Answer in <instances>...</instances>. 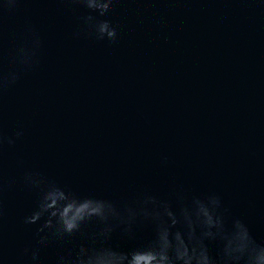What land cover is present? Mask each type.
I'll use <instances>...</instances> for the list:
<instances>
[{
	"label": "water",
	"instance_id": "obj_1",
	"mask_svg": "<svg viewBox=\"0 0 264 264\" xmlns=\"http://www.w3.org/2000/svg\"><path fill=\"white\" fill-rule=\"evenodd\" d=\"M86 14L68 0H24L3 22L5 70L28 24L42 46L0 99L5 136L23 131L3 147L0 264H19L39 226L22 222L36 199L26 170L115 199L216 192L264 241V0H119L104 17L115 43L77 36ZM152 234L150 224L132 239L117 230L110 243L129 250Z\"/></svg>",
	"mask_w": 264,
	"mask_h": 264
},
{
	"label": "clouds",
	"instance_id": "obj_2",
	"mask_svg": "<svg viewBox=\"0 0 264 264\" xmlns=\"http://www.w3.org/2000/svg\"><path fill=\"white\" fill-rule=\"evenodd\" d=\"M23 2L0 0V99L22 73L39 63L42 41L35 27L28 24L30 39L21 42L11 55L9 63L14 67L4 68L3 22L18 13ZM68 2L87 10L79 18L83 27L77 36L83 32L97 41H117V27L104 17L119 0ZM22 136V130L5 136L0 123V261L6 260L3 147L5 143L14 145ZM161 162L166 165L168 157H162ZM21 179L36 196L32 211L22 222L39 226L34 242L23 249L19 264H45L43 254L50 247H55L50 264H264V241L256 239L243 219L229 216L216 192L189 195L180 189L166 199L145 190L129 199H115L81 195L40 171L26 170ZM13 183L9 180L7 187ZM145 224L151 225L153 234L144 243L129 250L111 245L117 230L132 239L137 228ZM89 225H96V230L87 231Z\"/></svg>",
	"mask_w": 264,
	"mask_h": 264
}]
</instances>
